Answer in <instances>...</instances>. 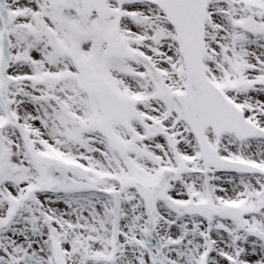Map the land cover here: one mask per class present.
Returning a JSON list of instances; mask_svg holds the SVG:
<instances>
[{
    "label": "snow or ice",
    "instance_id": "1",
    "mask_svg": "<svg viewBox=\"0 0 264 264\" xmlns=\"http://www.w3.org/2000/svg\"><path fill=\"white\" fill-rule=\"evenodd\" d=\"M0 264H264V0H0Z\"/></svg>",
    "mask_w": 264,
    "mask_h": 264
}]
</instances>
